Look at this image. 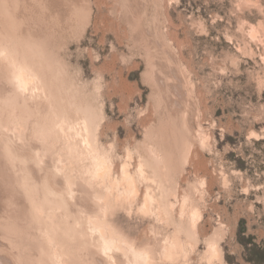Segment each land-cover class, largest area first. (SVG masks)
Listing matches in <instances>:
<instances>
[{
  "label": "rangeland",
  "instance_id": "obj_1",
  "mask_svg": "<svg viewBox=\"0 0 264 264\" xmlns=\"http://www.w3.org/2000/svg\"><path fill=\"white\" fill-rule=\"evenodd\" d=\"M24 1L52 67L20 48L57 97L13 101L0 60V264H249L241 241L264 244V0ZM78 105L95 115L89 140Z\"/></svg>",
  "mask_w": 264,
  "mask_h": 264
},
{
  "label": "bare ground",
  "instance_id": "obj_2",
  "mask_svg": "<svg viewBox=\"0 0 264 264\" xmlns=\"http://www.w3.org/2000/svg\"><path fill=\"white\" fill-rule=\"evenodd\" d=\"M0 1H2V4H1V2H0V8L2 9L1 11H0V49H5L2 53H5V51H6V53H7V56H6V59L5 58H3V55H1L2 56V58L0 59L1 60V62L3 61V62H5V64L7 65L6 66V68L8 67V68H10L13 72H12V74L11 73H9L10 74V76L12 75V79H11V81H10V84H11V96H10V94L8 95V97H10L13 101H19L20 100V98L23 96V98H24V100H25V98H27L29 95L31 96V94H30V92L32 93V95H33V92L35 93V95L37 96V91H39V89L40 88H44L43 90H45L46 91V89L48 88V86H49V88L48 89H52V83H53V81H52V79H50L49 78V76H51V73L53 72H51V73H49L48 71H49V67H52L50 64L48 65V63L49 62H47L46 61V58L47 57H45V52L43 53V51H46V49L45 50H42L43 49V47H42V45H43V42H45V41H42V40H44V38L42 39H40L39 40V42H35V40L36 39H39V37H37L36 38V33H33V31L31 30V28L29 29L28 27V25L27 24H24L25 22H26V20H27V16H25L26 17V19H25V21L23 22V20L21 21L20 20V17H19V15H20V10L19 9H21L20 7H19V9H18V6H20L21 5V3L19 2V4L17 5L15 2H12L13 0H0ZM16 1V0H15ZM56 1V0H55ZM60 1V0H59ZM68 1H70V0H68ZM24 2H27L26 0L24 1ZM38 2V1H37ZM72 2V1H71ZM60 3V2H59ZM24 4V3H23ZM22 4V5H23ZM63 4V3H62ZM69 4V3H68ZM26 5V4H25ZM36 6V5H35ZM69 6V5H68ZM22 7H24V6H22ZM56 7V6H55ZM76 7V6H75ZM25 8V7H24ZM23 8V9H24ZM81 8V7H80ZM34 9V8H33ZM73 9V8H72ZM77 9V8H76ZM76 9H74L75 10V12L77 13V11H79L78 9L76 10ZM24 10H26V9H24ZM23 10V11H24ZM65 10V9H64ZM81 10V9H80ZM28 11V10H27ZM33 11V10H32ZM35 11V10H34ZM62 11V10H61ZM71 11V10H70ZM59 12V11H58ZM87 12V11H86ZM29 13V12H28ZM27 13V14H28ZM46 13V12H45ZM71 13H73V11L71 12ZM74 14V13H73ZM72 14V15H73ZM79 14V13H78ZM34 15H35V13H34ZM41 16V15H40ZM76 16V15H75ZM80 16V15H79ZM89 16H90V14H89ZM19 17V18H18ZM30 17H31V15H30ZM29 14H28V20H27V23H29ZM70 17V16H69ZM32 18V17H31ZM73 18V17H72ZM83 18V17H82ZM86 18H87V16H86ZM22 19V18H21ZM38 19V18H37ZM37 19H36V21H37ZM44 19V18H43ZM62 19H63V17H62ZM74 19V18H73ZM33 20V18L30 20V21H32ZM69 20H70V18H69ZM75 20V19H74ZM21 21V22H20ZM34 21V24H35V20H33ZM58 21V20H57ZM57 21H56V23H57ZM71 22V21H70ZM40 23V26H41V22H39L38 21V24ZM61 23V22H60ZM29 24H31V23H29ZM38 24H36V25H38ZM28 26V27H27ZM31 26H34V25H31ZM39 26V25H38ZM39 26V27H40ZM43 26V29H44V26L45 25H42ZM47 27V26H46ZM51 27H53V26H51ZM34 28V27H33ZM36 29V28H35ZM40 30H41V28H39ZM42 29V31H44ZM37 32H38V30H37ZM35 34V37H34V39H33V35ZM40 37H42L41 36V33H40ZM33 39V40H32ZM34 41V42H33ZM37 41V40H36ZM41 45V49L39 50V46ZM20 46L21 47H27V46H29L28 48L30 49H32V51H30L32 54H34V53H41L40 55L41 56H44L45 58H43L46 62H47V65H48V67H46L47 69H48V71L46 70V68H45V66H44V69H43V66H42V64H41V66L42 67H40V68H38V67H36V64L37 63H35V61H36V59H37V57H36V55H35V57H36V59L35 58H32V55H31V53L30 52H28V53H30V55H31V57H30V55L28 56L27 55V51H25V53L23 52V48H20ZM45 47V46H44ZM24 49H26V48H24ZM28 49V50H29ZM9 51V52H8ZM42 51V52H41ZM39 53H38V55H39ZM48 53V52H47ZM43 54V55H42ZM40 55L38 56V57H40ZM30 57V58H29ZM31 58L32 59H35L34 61L33 60H31ZM40 58H42V57H40ZM39 59V58H38ZM43 59H42V61H43ZM39 61V60H38ZM40 61H41V59H40ZM45 61H43V65H45L46 64V62ZM37 62V61H36ZM44 62H45V64H44ZM39 63V62H38ZM1 65V64H0ZM46 65V66H47ZM37 66H40L39 64L37 65ZM53 66H55L54 64H53ZM2 67V66H1ZM10 69H8V70H10ZM53 69V68H52ZM47 72H45V71ZM55 70V69H54ZM4 71V70H3ZM8 72V71H7ZM6 74V73H5ZM4 74V75H5ZM47 74H49V76L47 75ZM7 76V75H6ZM56 76V75H55ZM54 76V77H55ZM2 78V77H1ZM59 79V78H58ZM61 79V78H60ZM59 79V80H60ZM2 80V79H1ZM7 82V81H6ZM9 82V81H8ZM52 82V83H51ZM4 83V82H3ZM51 83V84H50ZM1 84V83H0ZM2 85V84H1ZM4 89H5V87H4ZM35 89V90H34ZM36 89H38V90H36ZM1 90V89H0ZM6 91H7V89H5ZM41 90V89H40ZM42 91V90H41ZM49 91V90H48ZM52 91H53V89H52ZM26 92H27V94H26ZM49 92H51V90L49 91ZM48 92V93H49ZM28 93H29V95H28ZM38 93H40V92H38ZM42 93H44L43 91H42ZM46 93H47V91L45 92V94H43V95H45V97H46ZM54 93V94H53ZM53 93H52V95H54L53 97H57V95L55 94V92L53 91ZM20 94H21V96H20ZM25 95H26V97H25ZM34 95V96H35ZM39 95H41V93L40 94H38V96ZM42 95V96H43ZM49 95V94H48ZM47 95V97L49 98L50 96H51V98H52V95L50 94V96H48ZM56 95V96H55ZM5 96V95H4ZM6 96H7V94H6ZM34 96H32V98H35L34 100H31V104H33V101H36L37 99H36V96L34 97ZM63 96V95H62ZM7 97V98H8ZM19 97V98H18ZM38 98V97H37ZM54 98V99H55ZM63 98V97H62ZM4 99H5V97H4ZM9 99V98H8ZM17 99V100H16ZM19 99V100H18ZM38 99H40V101L42 102V100H41V97L40 98H38ZM54 99H51L50 100V98L48 99L49 100V102L50 101H53ZM59 99V98H58ZM58 99L56 100V102H60V101H58ZM61 99V98H60ZM22 98H21V100H20V103L22 102ZM26 100H28V99H26ZM46 100V99H45ZM7 101V100H6ZM9 101H11L10 99H9ZM13 101H11L12 103H15L16 104V102H13ZM29 101H30V97H29V100H28V103H29ZM63 101V100H62ZM61 101V102H62ZM48 102V103H49ZM60 102V103H61ZM71 102V101H70ZM8 103V102H7ZM25 102L23 101V104H24ZM36 103V102H35ZM34 103V104H35ZM38 103V102H37ZM60 103H55V107H56V105H57V107H56V109H55V111L57 110V108H59L60 109V107H58L59 105H61ZM63 103V102H62ZM72 103V102H71ZM15 104H13V105H15ZM22 104V103H21ZM33 104V105H34ZM44 104H46V103H44ZM51 104H54L53 102H51ZM51 104H49L50 106H51ZM59 104V105H58ZM43 105V104H42ZM75 105V104H74ZM21 105L19 104V107H20ZM23 106V105H22ZM21 106V108H23ZM36 106V104L34 105V107ZM40 106H41V104L40 105H38V107H39V109H40ZM54 106V105H53ZM65 106V105H64ZM24 107H25V104H24ZM28 107V106H27ZM32 107V106H31ZM33 107V108H34ZM38 107H36V108H38ZM61 107L63 108V109H65L62 105H61ZM68 107V106H67ZM67 107H66V109H67ZM92 107V106H91ZM90 107V105H85V106H83V105H78V107H77V109H79V110H81V111H86V112H84V114L85 113H87L84 117H81L82 115V113L80 114V117H81V119H82V123L81 122H78L77 124H79L80 123V125L81 124H83V125H81L82 127H83V129L85 128V130H86V140H89V134H87V131L89 130V128H90V126H91V122L92 121H94V112H93V109ZM16 109H18L17 107H15ZM20 108V109H21ZM35 108V109H36ZM69 108V107H68ZM73 108V109H72ZM16 109H14V110H16ZM26 109V108H25ZM51 109V108H50ZM65 109V110H66ZM71 109H72V111L73 110H76L75 109V107L74 106H71ZM83 109V110H82ZM1 110V109H0ZM47 110V109H46ZM53 110H54V107H53ZM68 110V109H67ZM67 110L65 111L66 113H67ZM79 110H77V111H79ZM3 111H5V110H3ZM21 111H23V113H24V108H23V110H21ZM42 112H43V110H41ZM52 111V110H51ZM58 111V110H57ZM61 111V110H60ZM60 111H59V113H60ZM72 111L70 112V109H69V112L71 113V114H69V112H68V116H66V118L68 119V117H70V116H73L74 118H79V116L78 115H76L77 114V112L75 111V113H73L74 115H72ZM20 112V111H19ZM27 112V111H26ZM46 112V111H45ZM44 112V113H45ZM50 112V111H49ZM49 112H47V117L49 118V117H51V115H52V113L51 114H49ZM65 112H63V114L65 113ZM74 112V111H73ZM80 112V111H79ZM32 113V112H31ZM33 113H34V110H33ZM63 114H62V111H61V113H60V115H57V113H56V115L58 116V118H60V116L62 117L63 116ZM79 114V113H78ZM20 115V114H19ZM28 115V114H27ZM27 115H25V117L27 116ZM50 115V116H49ZM21 116V115H20ZM29 116V115H28ZM52 116H54V117H56L55 115H52ZM65 116V115H64ZM77 116V117H76ZM44 117V116H43ZM53 117V118H54ZM73 117H72V119H73ZM42 118V117H41ZM63 118H65V117H63ZM12 119V118H11ZM15 119V118H14ZM21 120H22V118H20ZM29 119V118H28ZM27 119V120H28ZM50 120H51V118H49ZM4 120V119H3ZM41 120V119H40ZM62 120H63V122H62ZM61 121H59V124H60V122H62V124L64 125L65 124V122H66V124H68V122L67 121H65V119H62ZM69 120H70V118H69ZM68 120V121H69ZM42 121V120H41ZM65 121V122H64ZM71 121V120H70ZM69 121V122H70ZM78 121H81L80 120V118H79V120ZM48 122H49V120H48ZM54 122H55V124H57L56 123V121L54 120ZM54 122H53V124H54ZM72 122V121H71ZM71 122H70V124H71ZM74 122V121H73ZM76 122H77V119H76ZM6 123V122H5ZM39 123V122H38ZM52 124V125H53ZM65 124V125H66ZM70 124H69V127H70V131H75V127H74V125L76 124H72V126L74 127H71L70 126ZM4 125V124H3ZM58 125V124H57ZM56 126V125H55ZM8 127V126H7ZM13 127V126H12ZM59 127H61V130H62V125L60 126L59 125ZM69 127H68V129H69ZM77 127V126H76ZM22 128H23V126H22ZM27 128V127H26ZM37 128V127H36ZM39 128H41V127H39ZM44 128V127H43ZM71 128H73L74 130H72ZM64 129L66 130V128L64 127ZM82 129V130H83ZM4 130V129H3ZM27 130V129H26ZM44 130V129H43ZM65 130H63L64 132H67V131H65ZM78 130H80V129H78ZM82 130H80V131H82ZM45 132H46V130H45ZM59 132H60V129H59ZM76 132H78V131H76ZM89 132H90V130H89ZM7 132H5V134H6ZM67 133H69V132H67ZM71 133V132H70ZM80 133V132H79ZM79 133H78V135H76L75 136V141L76 142H80V140L78 139V141H77V137H79ZM11 134V133H10ZM74 134V133H73ZM91 134V133H90ZM80 135H82V134H80ZM85 135V134H84ZM83 135V136H84ZM68 136H71V134L70 135H68ZM44 137V136H43ZM65 137V136H64ZM72 138H74L73 137V135L71 136ZM82 137V136H81ZM40 138H41V136H40ZM83 138V137H82ZM93 138V137H92ZM46 139V138H45ZM16 141V140H15ZM40 141V140H39ZM70 141H72V140H70ZM40 142H42V141H40ZM74 142V141H73ZM14 143V142H13ZM17 143H18V141H17ZM72 143V142H71ZM85 143V142H84ZM25 145H27L26 143H25ZM33 145H34V143H33ZM32 145V146H33ZM81 145H82V143H81ZM80 145V146H81ZM20 146V145H19ZM2 147V146H1ZM26 147V146H25ZM35 147V146H34ZM150 147V146H149ZM6 148V147H5ZM16 148H18V145H17V147ZM75 148H76V146H75ZM152 148V147H151ZM12 149V148H11ZM41 149V148H40ZM148 149V148H147ZM152 150V152L155 150L154 149V147H153V149H151ZM151 150H150V153H151ZM39 151V150H38ZM45 151V150H44ZM89 151V150H88ZM148 151V150H147ZM6 152V151H5ZM23 152V151H22ZM25 152V151H24ZM32 152V151H31ZM40 152V151H39ZM46 152H47V150H46ZM149 152V151H148ZM7 153V152H6ZM149 153V154H150ZM157 153V156H158V152H156ZM13 154V153H12ZM21 155H22V153H20ZM33 154H34V152H33ZM153 155H155L154 153L152 154V158H154V159H150L149 161H147L146 163H148L150 166H152L156 171H158V167H159V164L162 166V164L164 165V163H162L161 164V162L158 160H156L155 158H156V156H153ZM145 156H148V154H145ZM159 156H160V154H159ZM162 156V155H161ZM34 157H36V156H34ZM49 157V156H48ZM87 157V156H86ZM163 157V156H162ZM158 158V157H157ZM64 159H66V158H64ZM162 159V158H161ZM166 159L167 158H165V161H166ZM35 160V159H34ZM50 160V159H49ZM142 160H143V158H142ZM13 161V160H12ZM31 161V160H30ZM60 161H61V159H60ZM145 161V160H144ZM47 162V161H46ZM51 162V161H50ZM65 162V161H64ZM160 162V163H159ZM163 162H164V159H163ZM48 163V162H47ZM166 163L168 164L169 162L168 161H166ZM165 163V164H166ZM52 164V163H51ZM62 164H63V161H62ZM141 164H142V161H141ZM170 164V163H169ZM168 164V165H169ZM17 165V164H16ZM56 166V165H55ZM165 166H167V165H165ZM164 166V167H165ZM9 167V166H8ZM51 167V166H50ZM142 167V166H141ZM164 167H162V168H164ZM170 167V166H169ZM167 167H165L164 169H166ZM34 169V168H33ZM48 169L50 170V168L48 167ZM56 169V168H55ZM168 169V168H167ZM170 169V168H169ZM151 170V169H150ZM149 170V171H150ZM163 170V169H162ZM47 171V170H46ZM45 171V172H46ZM51 171H52V169H51ZM125 171H126V169H125ZM160 171H161V169H160ZM167 170H165V172H166ZM171 171V170H170ZM128 172V171H127ZM153 172V171H152ZM21 173V172H20ZM49 173V172H48ZM60 173V172H59ZM129 173V172H128ZM162 173V172H161ZM160 173V174H161ZM164 173V172H163ZM163 173H162V175H163ZM167 173V172H166ZM38 174V173H37ZM50 174V173H49ZM158 174H159V172H158ZM52 175V174H51ZM79 175H80V173H79ZM166 175V174H165ZM38 177V176H37ZM60 177H61V175H60ZM59 177V178H60ZM95 177V176H94ZM98 176L96 175V178H97ZM159 177H161L160 175H159ZM163 177V176H162ZM168 178V177H167ZM155 179V178H154ZM158 179V178H157ZM36 180V179H35ZM62 180V179H61ZM33 181V180H32ZM56 181V180H55ZM95 181V180H94ZM156 181V180H155ZM2 182V181H1ZM13 182V181H12ZM62 182V181H61ZM44 183H46V181L44 182ZM51 183V182H50ZM88 183V182H87ZM158 183V182H157ZM159 183H160V180H159ZM158 183V184H159ZM25 184V183H24ZM49 184V183H48ZM158 184H156L157 186H158ZM34 185V184H33ZM35 185H37V183H35ZM78 185V184H77ZM85 185V184H84ZM102 185V184H101ZM39 186V185H38ZM161 186V185H160ZM162 186H163V184H162ZM41 186H39V188H40ZM75 187V186H74ZM79 187H80V185H79ZM19 188H21V187H19ZM81 188V187H80ZM160 188V187H159ZM158 188V189H159ZM50 189V188H49ZM172 189V188H171ZM61 190V189H60ZM84 190V191H83ZM82 191L83 192H85L86 190L85 189H83ZM89 190H91V187H90V189ZM93 190V189H92ZM4 191H6V190H4ZM32 191V190H31ZM36 191V190H35ZM63 191V190H62ZM68 191V190H67ZM72 191V190H71ZM76 191V190H75ZM78 191V190H77ZM13 192V191H12ZM21 192V191H20ZM29 192H30V190H29ZM34 192V191H33ZM79 192V191H78ZM92 192V191H91ZM30 193H32V192H30ZM35 193V192H34ZM38 193V192H37ZM66 193V192H65ZM94 193H96L95 191H94ZM174 193V192H173ZM27 194V193H26ZM152 194V193H151ZM168 194V193H167ZM8 195V194H7ZM21 195H22V193H21ZM68 195H69V193H68ZM72 195V194H71ZM83 195V194H82ZM86 195V194H85ZM94 195V194H93ZM96 195V194H95ZM153 196H155L154 195V193L152 194ZM31 196V197H30ZM43 196V195H42ZM42 196H38V194H32V195H28V199L30 200L31 199V201L33 202V203H35V205L37 204V200L38 199H42ZM80 196V195H79ZM78 196V197H79ZM89 196V195H88ZM148 196V195H147ZM175 196L177 197V195L175 194ZM2 197V196H1ZM19 197V196H18ZM160 197V196H159ZM73 198V197H72ZM80 198H81V196H80ZM83 198V197H82ZM149 198V197H148ZM167 198V197H166ZM37 199V200H36ZM45 199L47 200V198H44V201H45ZM71 199V198H70ZM84 199V198H83ZM89 199V198H88ZM90 199H91V197H90ZM145 200H147V198H145ZM152 200V199H151ZM159 200V199H158ZM18 201V200H17ZM39 201V200H38ZM52 201V200H51ZM67 201H68V199H67ZM164 201V200H163ZM10 202V201H9ZM14 203H15V201H13ZM56 202V201H55ZM72 202V201H71ZM79 202V201H78ZM84 202V201H83ZM96 202V201H95ZM149 202V201H148ZM153 202V201H152ZM150 203V202H149ZM159 203V202H158ZM70 204V203H69ZM81 204H84V203H81ZM94 204V203H93ZM97 204V203H96ZM95 204V205H96ZM99 204H101L100 203V201H99ZM173 204V203H172ZM39 205V204H38ZM38 205H36V206H38ZM86 205V204H85ZM92 205V204H91ZM162 205H164L165 207H167L168 206V204L167 203H162L161 204V208H162ZM175 205V204H174ZM9 206V205H8ZM14 206V205H13ZM61 206H62V204H61ZM71 206V205H70ZM16 207V206H15ZM82 207H83V205H82ZM87 207H89V206H87ZM4 208V207H3ZM19 208V207H18ZM41 208V207H40ZM58 208H60V207H58ZM8 209V208H7ZM38 209V208H37ZM89 209V208H88ZM15 210V209H14ZM196 210V209H195ZM194 210V213H196L197 214V212ZM16 211V210H15ZM22 211V210H21ZM20 211V212H21ZM89 211V210H88ZM10 212V211H9ZM66 212V211H65ZM103 212H104V210H103ZM38 213V212H37ZM58 213V212H57ZM63 213V212H62ZM69 213V212H68ZM89 213V212H88ZM87 213V214H88ZM91 213H92V211H91ZM66 214V213H65ZM195 214V215H196ZM198 214H200L199 212H198ZM13 215V214H12ZM20 215V214H19ZM50 215V214H49ZM70 215V214H69ZM102 215V214H101ZM195 215H193L194 216V219L196 218V216ZM11 216V215H10ZM36 216V215H35ZM51 216V215H50ZM63 216V215H62ZM77 217H78V215H76ZM85 216H86V214H85ZM181 216H182V214H181ZM15 217V216H14ZM13 217V218H14ZM53 217V216H52ZM17 218V217H16ZM41 219H42V216H41ZM40 219V220H41ZM44 219H45V215H44ZM44 219H43V226L45 225L44 224ZM50 219V218H49ZM54 219V218H53ZM74 219V218H73ZM192 219V220H191ZM191 219H190V222H195L194 221V219H193V217H191ZM197 219V218H196ZM195 219V220H196ZM198 219H199V217H198ZM198 219H197V221H198ZM61 220V219H60ZM21 221H22V219H21ZM48 221V220H47ZM56 221V220H55ZM64 221V220H63ZM62 221V222H63ZM67 221V220H66ZM71 221V220H70ZM69 221V222H70ZM78 221V220H77ZM16 222V221H15ZM25 222V221H24ZM75 222V221H74ZM6 223V222H5ZM39 223V222H38ZM61 223V222H60ZM73 223V222H72ZM84 223V222H83ZM196 223V222H195ZM19 224V223H18ZM65 224V223H64ZM68 224V223H67ZM73 224H75V223H73ZM28 225V224H27ZM59 225V224H58ZM72 224H70V225H68V226H71ZM191 225H192V223H191ZM194 225H196V224H194ZM193 225V226H194ZM21 226H22V224H21ZM36 226H37V224H36ZM79 226V225H78ZM197 226V225H196ZM33 227V226H32ZM76 227V226H75ZM92 227V226H91ZM28 228V227H27ZM42 228V227H41ZM52 228H53V226H52ZM60 228V227H59ZM69 228V227H68ZM67 228V229H68ZM85 228V227H84ZM193 229H194V227H192ZM196 228V227H195ZM16 229V228H15ZM19 229V228H18ZM21 229V228H20ZM30 229H31V227H30ZM48 229H49V227H48ZM47 229V230H48ZM66 229V230H67ZM73 229V228H72ZM33 230V229H32ZM39 230V229H38ZM46 230V231H47ZM66 230H64V231H66ZM79 230V229H78ZM29 231V230H28ZM45 231V232H46ZM81 231V230H80ZM191 231V230H190ZM194 231H195V229H194ZM24 232V231H23ZM53 232H54V230H53ZM72 232H74V231H72ZM25 233V232H24ZM31 233V232H30ZM42 233H43V230H42ZM58 233V232H57ZM66 233H67V231H66ZM65 233V234H66ZM89 233V232H88ZM216 233H218L217 231H216ZM1 234V233H0ZM15 234V233H14ZM29 234V233H28ZM51 234V233H50ZM54 234H55V232H54ZM64 234V233H63ZM3 235V234H2ZM10 235V234H9ZM33 235V234H32ZM56 235V234H55ZM55 235H52V237L54 236L55 237ZM59 235V234H58ZM74 235V234H73ZM195 235V234H194ZM193 235V236H194ZM15 236V235H14ZM27 236V235H26ZM92 236V235H91ZM28 237V236H27ZM98 237H99V235H98ZM217 237V236H216ZM25 238V237H24ZM72 238V237H71ZM75 238V237H74ZM26 239V238H25ZM31 239V238H30ZM54 239V238H53ZM52 239V240H53ZM85 239V238H84ZM90 239V238H89ZM158 239V238H157ZM32 240V239H31ZM95 240V239H94ZM24 241H26V240H24ZM23 241V242H24ZM97 241V240H96ZM102 241H103V243H104V249H109V248H111L112 247V245H113V243L115 242H113V239H110L109 240V238H107V237H104V238H102ZM32 242V241H31ZM30 242V243H31ZM54 242V241H53ZM64 242H65V240H64ZM29 243V242H28ZM27 243V244H28ZM32 243H35V242H32ZM47 243H49V240H48V242ZM3 244V243H2ZM45 244V243H44ZM55 244V243H54ZM133 244V243H132ZM211 244H212V246H215V244H216V242L212 239L211 240ZM31 245V244H30ZM50 245V244H49ZM64 246V245H63ZM211 246V245H210ZM29 247H31V246H29ZM28 247V248H29ZM22 248V247H21ZM27 248V249H28ZM53 247H51V249H52ZM59 248H61V247H59ZM96 248V247H95ZM121 248V247H120ZM214 248V247H213ZM57 249V248H56ZM73 249V248H72ZM93 249V248H92ZM128 249V248H127ZM22 250H23V248H22ZM34 250H35V248H34ZM115 250V249H114ZM134 250V249H133ZM9 251V250H8ZM31 251H32V249H31ZM30 251V252H31ZM61 251V250H60ZM63 251V250H62ZM103 251V250H102ZM115 251H117L118 252V250H115ZM115 251H114V253H115ZM74 252V251H73ZM76 252V251H75ZM92 252V251H91ZM110 252V251H109ZM54 253V252H53ZM113 253V254H114ZM119 253V252H118ZM131 253H133V251L131 252ZM137 254H138V251L136 252ZM3 254H4V252H3ZM21 254V253H20ZM22 254H23V252H22ZM32 254V253H31ZM79 254V253H78ZM136 254V255H137ZM23 255H26V254H23ZM30 255V254H29ZM64 255V254H63ZM103 255V254H102ZM139 255H142L141 254V252L139 251ZM27 256H28V254H27ZM46 256V255H45ZM95 256V255H94ZM115 256V255H114ZM118 256V255H117ZM121 256H122V254H121ZM3 257V256H2ZM23 257V256H22ZM55 257V256H54ZM63 257V256H62ZM72 257V256H71ZM87 257V256H86ZM101 257H103V256H101ZM116 257V256H115ZM130 257H131V255H130ZM9 258V257H8ZM16 258V257H15ZM31 258V257H30ZM76 258V257H75ZM132 258H133V256H132ZM132 258H131V260H132ZM139 258H140V256H139ZM21 259V258H20ZM43 259H44V257H43ZM50 259H51V257H50ZM74 259V258H73ZM124 259V258H123ZM126 259V258H125ZM134 259V258H133ZM28 260V259H27ZM26 260V261H27ZM52 260V259H51ZM79 260V259H78ZM82 260V259H81ZM95 260V259H94ZM118 260V259H117ZM119 260H121V259H119ZM44 261V260H43ZM87 261V260H86ZM85 261V262H86ZM106 261V260H105ZM127 261H128V259H127ZM137 261V260H136ZM139 261V260H138ZM1 262H2V259H1ZM7 262V261H6ZM25 262V261H24ZM92 262H93V260H92ZM97 262V261H96ZM95 262V263H96ZM121 262H122V260H121ZM12 263H13V261H12ZM38 263H39V261H38ZM46 263V262H45ZM44 263V264H45ZM69 263V262H68ZM73 263V262H72ZM87 263V262H86ZM101 263V262H100ZM112 263V262H111ZM125 263H126V261H125ZM26 264V263H25ZM43 264V263H42ZM52 264V263H51ZM79 264V263H78ZM90 264V263H89ZM108 264V263H107ZM116 264V263H115ZM121 264H123V263H121Z\"/></svg>",
  "mask_w": 264,
  "mask_h": 264
},
{
  "label": "trees",
  "instance_id": "obj_3",
  "mask_svg": "<svg viewBox=\"0 0 264 264\" xmlns=\"http://www.w3.org/2000/svg\"><path fill=\"white\" fill-rule=\"evenodd\" d=\"M243 226V227H242ZM245 229L244 220L241 221V228L239 234ZM244 246V259L249 264H264V244H260L253 241V237L250 236L249 240L241 241Z\"/></svg>",
  "mask_w": 264,
  "mask_h": 264
}]
</instances>
